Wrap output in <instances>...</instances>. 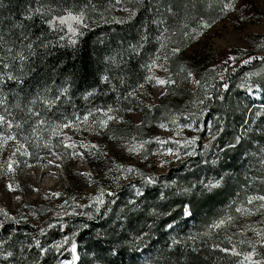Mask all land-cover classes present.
Here are the masks:
<instances>
[{
	"label": "trees",
	"instance_id": "16d2710c",
	"mask_svg": "<svg viewBox=\"0 0 264 264\" xmlns=\"http://www.w3.org/2000/svg\"><path fill=\"white\" fill-rule=\"evenodd\" d=\"M112 2L113 0H0V37L3 38L0 40V45L5 47L14 45L15 52L22 49L29 41H36L37 37L45 42L53 41L52 46L46 50L37 47V55L26 62L23 85L8 81L2 86L3 93L9 97L10 105L18 92L26 102L37 93L43 94L45 87L55 90L68 85L71 99L62 98L51 110L41 108L43 118L59 123L65 117L72 118L74 112L83 115L86 109L107 106L126 113L124 108L133 107L136 100L132 97L128 99L124 97L138 82L143 83L142 77L148 75L144 65L157 54L159 49V41L155 39L159 31L151 21L162 16L170 30L175 32L173 39L177 42L182 40L181 49L185 50L200 35L199 18H216L220 0H146L148 10L141 8L133 21L123 25L104 23L99 19L100 13L109 18L116 16V9L106 11ZM124 2L127 3L128 0ZM40 3L51 4L57 10L64 7L77 9L85 4L92 5L96 11L93 12L91 8L88 11L92 20L96 22L89 21L90 27L83 36L78 38V43L75 46L68 45L66 39L58 41L57 35L48 31L47 25L43 24L39 17H35L32 21L25 20L27 9L37 7ZM169 5L173 8L175 15L165 11V7ZM157 10L161 16L157 15ZM222 18L223 16L217 18L216 22L221 21ZM21 24L24 25L23 28L17 27ZM181 24H187L188 28L181 29ZM145 28L149 30L150 39L144 44L139 55H133L128 50V45L138 43ZM192 29H197V34L192 39L181 35L183 30L191 31ZM22 32L28 37L27 40L23 39ZM165 51L161 50L160 55L163 56ZM2 55L3 52L0 51V56ZM107 57H115L116 62H110L106 59ZM228 57V52H222L215 61H212L211 68H208L207 72L205 68H202L201 70L205 71L198 72L196 77L203 83L204 79L215 76L212 72L215 66L217 72L223 71L229 88L223 89L221 85L224 81L219 80L218 77L208 80V83L214 85L208 90L210 95L205 97V90L198 86L193 95L192 105L190 104L187 110L198 112L201 108L204 109L205 123H211L209 133H215L219 123L223 122L225 130L217 136L216 140H211L208 133L206 140H199L196 156L187 158L178 167L157 178L156 184L144 185L142 188L144 197L139 198L138 207L133 212H127L125 206L128 200L133 198L134 189L129 184L120 183L119 188L115 184L107 188L114 191L116 195L106 196V203L113 199L116 202L107 203L111 211L105 216L87 207L77 211L91 212L95 219L90 220L86 215L77 214L63 215L56 220L49 218L39 225L19 224L12 220L4 222V227H0V240L4 241L0 251L3 248L14 251L15 260L10 264H33L35 261L39 264H58L61 260H69L71 243L64 244L59 252L51 249L52 244L62 242L64 237L77 244L78 253L82 259L85 258V252L89 253L88 259L93 252L104 255L102 250L110 246L108 243L110 240L126 237L124 243L127 246L120 256L121 264H234L238 259H242L212 247L214 243L220 244L221 248H230L232 244H235L238 251H245L237 235L232 232V226L224 230H214L210 236H198L195 240L196 252L191 250L192 241L187 242L188 246L177 245L171 249L168 247L174 237L184 239L189 235L196 236L198 233H204L206 225L225 210L233 200L243 198L246 193L255 191L264 195V131L260 130L264 129V115L259 117L255 115L256 112L264 114V107H262L264 106V80L259 78L256 80V84L261 85L259 99L247 95V92L239 87L248 79L247 73L258 70L264 73V63L253 60L245 65L239 61L247 59L248 56H241L237 57V62H229L225 66L223 62ZM168 63L172 79L176 81L175 85L169 88L174 93V90H178V84L184 82V86H187L189 78H185L186 71L175 57H172ZM0 71H3L2 66ZM15 71L19 74L18 69ZM104 75L109 76V82L103 81ZM93 90H95L94 95L85 100L84 94ZM198 99L203 100L204 103L196 104L195 101ZM169 109V105L162 104L154 110L151 117L157 120L162 113H169ZM14 111H16V118L19 119L21 114L18 110ZM149 116L150 114L146 115L147 118ZM245 124L249 129L247 133H244ZM24 134L31 135L28 125H25ZM241 134L244 136L243 148L239 145L235 149L228 148L227 143L233 139V136ZM41 135L47 136V133L43 132ZM206 143H211L213 146L202 147ZM30 151L33 152V155L29 157L32 162L37 160V156L45 157L49 154L47 149H36L34 146L30 148ZM217 155L220 160L211 167L226 172L231 179L218 193L203 198H192L193 215L186 218L182 209L183 204L187 203L190 197L177 195L172 188H165L164 185L176 181L178 185L186 186L194 180V176L191 175L193 172L199 174L201 178L205 175L215 176V171L210 170L204 161L211 162ZM220 161L226 166L223 169L219 168ZM138 185L141 186V184ZM99 187L102 186H98L96 190ZM162 192L167 194V199H160ZM155 206H159L158 211L166 210L168 214L159 217L153 223L151 209ZM122 210L125 211L127 219H121ZM103 211L104 208L101 207V212ZM173 217L175 224L178 225L174 231L163 226L165 221L172 222ZM49 223H52L54 227L47 228ZM85 223L89 225L88 228L83 227ZM40 228L45 229L43 235L39 231ZM141 229L147 235L143 237L142 242L133 243L134 237ZM226 236L232 237L231 242L226 239ZM37 239L44 247L50 249L46 254H40L39 249L35 247ZM97 264H104V261H98Z\"/></svg>",
	"mask_w": 264,
	"mask_h": 264
},
{
	"label": "snow or ice",
	"instance_id": "6c2138e0",
	"mask_svg": "<svg viewBox=\"0 0 264 264\" xmlns=\"http://www.w3.org/2000/svg\"><path fill=\"white\" fill-rule=\"evenodd\" d=\"M244 2V0H241ZM211 6V5H209ZM195 7V5H193ZM91 8L93 12L96 11L95 7L92 5L85 4L83 7L77 9H71L68 7L61 8L57 10L51 4L40 3L39 6L34 8L27 9V13L25 15L26 21H32L35 17H39L43 24L47 25L48 31L57 35L58 41L67 40V44L71 46H75L78 43V38L84 35V32L89 29L91 21L95 23L96 21L92 20L89 15L88 9ZM141 8L144 10L147 9L146 0H128L127 3L124 0H113L110 4L109 9L106 11H112L115 9H119L121 12L126 15L122 16H111L106 17L103 13L99 14V19L104 23H116V24H126L133 21ZM165 11L169 14L175 15L173 12V8L169 5L165 7ZM239 5L234 3L233 0H220L219 10L216 13V18L212 19H204L203 17L199 18L198 28L200 29L201 37H207L209 32L213 29L216 24V19L224 16L225 14H230L232 12H238ZM157 15L161 16L159 11L157 10ZM238 20H246V16L243 14L237 16ZM152 24L157 26L159 31V35L155 37L156 40L159 41V49L157 50V54L150 58V61L144 65V67L148 71V75L142 77L143 83L138 82L136 86L127 93V96L124 99H128L130 97H134L139 99L138 91H142L146 84L155 83L156 85L162 86L163 88H167L168 85H175L176 81L171 77H161L159 75L154 74V69L161 68L166 73L168 72V68L166 67V63L172 58L182 54L181 44L183 41L177 42L173 39L175 36V32H172L170 28L167 26V21L165 19L159 18L151 21ZM17 27L23 28L24 25H17ZM181 29H187V24H181ZM208 31H204V30ZM148 29L145 28L144 33L140 36V40L136 44H129L128 50L133 55H139L141 50L144 47V44L149 41L150 37L148 34ZM197 34V29H192L191 31L183 30L181 35L188 39H192ZM21 35L23 39L27 40L28 37L24 35L22 32ZM3 38L0 37V40ZM53 41L45 42L40 37H37L36 41H29L22 49L16 50L14 52V45L12 46H3L0 45V51L3 52V55L0 56V66H2L3 71H0V148L8 145L10 142L14 151L7 158L5 164L2 165L6 167L9 173L15 171L14 166L19 163L18 160L15 159L16 155L19 154L22 157H31L33 152L30 151V148L33 146L36 149H47L49 152L56 158V160H62L64 157H80L84 158L86 155L88 156H96L97 158L106 156L107 154L100 149V146L90 141H76L65 132V129H71L73 131L79 132L82 129L87 131H97V130H106L109 128V122L115 121L120 122L123 121L124 117L119 115V110L114 109L111 106L105 107H93L90 109H86L83 115L78 113H73L72 118L65 117L62 122L53 123L42 117L40 109L51 110L54 106L61 101L62 98L70 100L69 96V86L64 85L55 90L53 88L45 87L43 90V94L37 93L31 98L27 99L26 102L23 101L20 93H16V98L12 101L11 105L9 103L8 95L4 94L2 91V86L5 85L8 81H13L17 85H23L25 80L23 79L24 70L26 67V62L37 55V47L42 49H48L52 46ZM35 45V46H34ZM63 46V45H61ZM161 50H166L164 55H160ZM264 51V48L261 49ZM110 62L115 63V57H107ZM163 60V63L161 62ZM253 60H260L264 63V56H254L248 55L247 59H242L239 62L242 64H250ZM18 62V63H17ZM229 62H237L236 56H229L226 61H224V65L226 66ZM16 69L19 70V74L16 73ZM226 70V69H225ZM212 72L215 73V76L208 77L204 79L203 83L201 79H195V83L202 89H204L205 97L210 95L209 89L213 88L214 85L208 83V80L215 79L216 77L219 80L224 81L221 85L223 89H228L229 84L226 82V78L223 74V71H216L215 66L212 68ZM253 75H260V73H247V77H252ZM195 74L192 71L186 72L187 78H194ZM103 81L109 82V76L104 75L102 77ZM240 88L246 89L249 93H254V89L261 87V85L256 84L250 79L242 82L239 85ZM22 91V89H21ZM94 91H89L84 94V99L88 100L91 96L94 95ZM51 94V95H50ZM165 92L162 91L161 95H164ZM223 99V97H220ZM196 104H203V100H196ZM39 106V107H37ZM147 107L151 108L152 105H148ZM264 107V106H262ZM21 114L20 118H16V111ZM133 109L130 106H126L124 111L131 112ZM99 114V115H97ZM204 114V109H200L198 112L189 111L188 113H181L180 115L186 116V122L183 124L178 123V115L176 113L168 114V123L175 125L176 127V136H181V129H191L194 132H200L201 126L199 124L198 118ZM256 116H262L261 112H256ZM31 121V123H29ZM168 123L161 122L159 127L161 129H167ZM25 125H28L31 129V135L24 134ZM143 126V121L141 125ZM259 127V125L257 126ZM223 122L221 121L216 128L215 133H209L211 136V140H216L217 136L224 132ZM264 131V129H260ZM249 131L247 125H244V133ZM46 132L47 136L41 135V133ZM56 138V142L53 143V139ZM116 137L113 136V139ZM200 139L198 135H191L188 137H182L181 139H174L172 137L162 138L160 136H153L149 139H137L135 136L131 138L129 141V146L127 150L135 155L142 157L144 160H148L149 156H155L157 159L155 163H158L161 167H164L170 164L173 160H182V158L190 159L193 156L197 155V142ZM155 142L158 147L153 152L152 149L148 147V145ZM244 144V136L234 135L233 139L227 143L228 148L235 149L237 145L243 148ZM172 145V146H169ZM211 143H206L202 145L204 148L212 147ZM55 148H60L62 151H52ZM220 160L219 155H217L216 159L211 162L205 160L204 164L209 167L210 170L215 171L216 175L209 177L205 175L203 178L196 172L191 173L194 176V180L190 181L186 186L178 185L176 181H171L170 184H165V188H172L173 191L177 195H181L184 197H190L187 203L183 204L182 213L185 217H191L193 215L191 206H192V198L195 197H206L211 194L218 193L223 187L228 183V180L231 177L221 170L212 168V165H216ZM47 163L52 165L55 163L54 160H48ZM59 167V165H57ZM226 167L222 161H220L219 168L223 169ZM109 172H113V168H108ZM116 175H113L112 180L117 188L120 187L121 177L125 180H129V186L134 189V196L130 198L125 206L127 212H133L136 210L139 204V198L144 197V191L142 190L144 185H154L158 182L157 178L153 175L146 174L144 171L140 170L134 165H124L117 163L115 165ZM133 174H136L140 178V187H137L136 183L131 182V177ZM81 176H91L90 172H82L79 173ZM7 187L10 191H14L13 184L9 182ZM97 194L90 195V203L89 204H81L78 203L76 197H71L70 199L75 204V208L73 211L69 213L67 210L69 205L68 200L63 202L61 206V211L56 212L55 215L58 218L61 214L64 216L68 215H86L88 219H95V216L91 212L79 213L77 209L79 208H87L91 207L94 209V212L100 214L101 216L107 215L109 211H111L107 207V203H115L116 201L113 199L106 203V196L114 197L116 193L111 191L110 189L99 187L96 190ZM61 193L53 192V197H59ZM160 199H167V194L162 192L160 193ZM246 203L243 201L233 200L231 204L227 206L225 210H223L215 219H213L210 223L206 225V231L204 233H198L196 236L189 235L184 239L173 238L171 240V244L168 247L171 249L177 245H187L188 241H192V245H190L192 252H196L197 248L195 247V240L198 236H210L214 230H224L225 228L231 226L235 220V216L233 215V211L236 214H240L243 216H252L256 213H259L261 216H264V195L261 194H252L246 195L245 197ZM258 202V204L256 203ZM67 206V207H65ZM101 207L104 208V211L101 212ZM159 206H155L151 209V217L153 218V223L159 217L168 214L167 211H158ZM0 213L3 214L5 220H15L16 223H20V220H17L16 217L12 216L4 209H0ZM21 219H27L26 217H21ZM121 219H127L125 211L122 210ZM261 224H264V220L260 221ZM169 230L174 231L178 225L175 224V218H172V222L165 221L163 224ZM0 227H4V221L0 220ZM54 225L52 223L47 224V228H52ZM84 228H88L89 225L85 223L83 225ZM151 227V226H149ZM41 235L45 233L44 228L39 229ZM251 231L255 234L256 239L244 240L241 239L239 241L240 244H247L250 250L238 251L237 246L232 244L229 247L221 248L220 244L214 243L212 247L219 248L221 251L225 253H231V255L241 258L237 260V264H264V257L257 258L259 253L257 252V245L264 246V227L252 228ZM115 232V229H113ZM147 233L141 229L133 239V243L135 241L142 242L143 237L146 236ZM120 238H114L110 240L109 247L103 249L104 255H101L98 252L91 253V258L88 259V252L84 253V259L81 258L78 253V246L74 241H69L67 237H64L62 242H57L51 245V249L60 251L61 248L64 247V244L71 243V259L70 260H61L58 264H97L98 261H104V264H121L120 256L122 255L123 249L127 246L124 243V240ZM226 239L231 242L232 237L226 236ZM4 245V241L0 240V247ZM35 247L39 249L40 254H46L50 249L44 247L41 244L39 239L35 240ZM136 248H139V245H136ZM15 260V253L12 250H8V248H3L0 251V264H10L11 261ZM33 264H39L38 261L33 262Z\"/></svg>",
	"mask_w": 264,
	"mask_h": 264
},
{
	"label": "rangeland",
	"instance_id": "374dc122",
	"mask_svg": "<svg viewBox=\"0 0 264 264\" xmlns=\"http://www.w3.org/2000/svg\"><path fill=\"white\" fill-rule=\"evenodd\" d=\"M234 3L239 5L238 12L225 14L221 21L216 22L207 37L199 35L189 47L182 50L181 55L175 57L182 64L183 70L186 72L190 70L195 74L194 78H189L187 86H184V82L180 83L178 84V90H174V93H172L169 89L171 85L163 88L155 83L146 84L142 91H138L139 99L132 97L136 100L134 106L131 107L133 110L126 113L119 111V115L124 117L123 121L109 122V128L106 130L91 132L83 129L79 132L71 129L64 130L73 140L90 141L99 145L100 149L107 154L106 156L97 158L94 155H86L82 159L66 155L64 159L56 160L49 152L45 157L37 156V160L35 159L36 161L32 162L29 157H22L17 154L15 159L19 163L14 166L15 171L9 173L6 167L2 165L5 164L14 148L11 142L0 148V209L6 210L16 217L17 220H20L19 224L39 225L49 218L56 220L55 213L61 211V206L65 200H68L69 205H71L67 209L71 213L73 208H75V204L70 199L71 197H76L78 203L87 204L90 203V195L97 194L96 188L98 186L104 188H109L111 185L114 186L112 177L117 174L115 172L117 163L126 166L134 165L146 174L159 178L166 175L171 169L178 167L184 160H187V158L173 160L170 164L161 167L158 163H155L157 159L155 156L150 155L146 161L142 157L130 153L127 148L133 136L137 139H149L153 136L181 139L182 137L198 135L200 139L206 140L205 137L211 127V123H205L206 112L198 118L201 126L200 132H194L191 129H181V136H176L175 125L168 123V114L170 112L176 113L180 124L186 122V116L180 114L188 113V106L192 105L193 95L198 87L195 83L196 74L205 70L207 72L208 68H211L212 61H215L222 52H228L229 56L236 57L248 55L264 56V51L261 50L264 48V0H244V2L236 0ZM241 14L246 16L247 19L238 20L237 16ZM122 15L126 14L116 9V16ZM205 31L208 30L205 29ZM161 62L163 63V60ZM168 64L167 62V73L161 68H156L154 69V74L172 78ZM202 68H205V70H201ZM254 73H260V75L248 77V79L255 83L258 78L264 80V73L261 70L254 71ZM147 74L149 73L147 72ZM240 89L245 90L247 95H252L256 99H259L261 94L260 88L254 89V93H249L244 88ZM162 91L165 92L164 95H161ZM162 104L169 105L170 111L169 113H162L156 120L151 116L154 110ZM148 105L153 107L149 108L147 107ZM147 114H150L148 118L146 117ZM142 121L143 126L138 127ZM161 122L168 123L167 129L159 127ZM113 136L116 138L113 139ZM53 141L56 142V138ZM148 147L154 152L158 145L153 142ZM52 151L59 152L62 149L55 148ZM48 160H54L55 163L49 165L47 163ZM109 167L113 168V172L108 171ZM82 172H90L91 176L79 175ZM137 181H140L139 176L133 174L131 182ZM9 182L13 184L14 191L8 189L7 184ZM120 183L129 184L130 181L121 177ZM136 184L139 187L138 184L140 183ZM53 192H59L61 195L53 197ZM252 194L258 193L256 191L246 193L243 198H237V201L246 203V195ZM256 203L258 204V202ZM79 209L83 210V208ZM233 215L235 220L231 225V229L237 235L238 240L256 239L251 229L264 227V224L260 223V221L264 220V216L259 213L252 216H243L234 213V211ZM60 216H63V214ZM21 217H26L27 219H21ZM0 220L4 222L10 221L5 220L2 213H0ZM12 221L15 222V220ZM241 245L245 251L250 250L247 244ZM257 252L259 253L257 258L264 257V246L257 245ZM234 264H237V261Z\"/></svg>",
	"mask_w": 264,
	"mask_h": 264
}]
</instances>
